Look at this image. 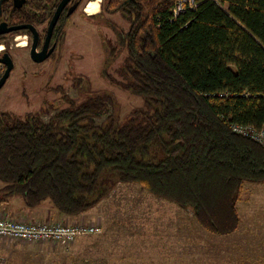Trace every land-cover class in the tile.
Segmentation results:
<instances>
[{
  "label": "trees",
  "instance_id": "obj_1",
  "mask_svg": "<svg viewBox=\"0 0 264 264\" xmlns=\"http://www.w3.org/2000/svg\"><path fill=\"white\" fill-rule=\"evenodd\" d=\"M177 1L101 4L129 23L116 31L119 52L126 49L116 76H104L143 106L120 116L113 92L93 91L76 75L77 95L58 87L48 120L41 112L0 114V203L21 196L34 208L48 199L77 215L116 183L135 182L191 211L209 233L237 229L244 184L264 183V147L232 130L264 120V0H198L173 17ZM58 2L0 0V23L41 24ZM89 16L110 24L101 11ZM67 18L60 14L54 37L63 39ZM114 55L107 52L105 67Z\"/></svg>",
  "mask_w": 264,
  "mask_h": 264
},
{
  "label": "rangeland",
  "instance_id": "obj_2",
  "mask_svg": "<svg viewBox=\"0 0 264 264\" xmlns=\"http://www.w3.org/2000/svg\"><path fill=\"white\" fill-rule=\"evenodd\" d=\"M87 1L67 20L65 40L53 57L40 64L29 58L30 40L23 34H10L0 41V51L6 48L14 60V69L0 89V112L22 118L41 112L48 120L56 110L51 104L60 96L58 87L72 97L77 95L68 78L72 68L73 73L88 79L91 90L113 92L120 116L143 106L141 96L115 87L104 76L105 71L116 76L124 59L126 49L119 52L116 31H126L128 21L119 12L104 11L103 0L92 13L100 4L103 18L110 24L101 17H90L92 13L85 11ZM112 50L113 60L105 67L107 52ZM103 119L96 118V122ZM237 208V229L227 235L212 234L198 224L191 211L153 196L138 183L119 182L80 214L41 220L93 225L95 231L77 235L68 243L0 237V264H264V183H245Z\"/></svg>",
  "mask_w": 264,
  "mask_h": 264
},
{
  "label": "built area",
  "instance_id": "obj_3",
  "mask_svg": "<svg viewBox=\"0 0 264 264\" xmlns=\"http://www.w3.org/2000/svg\"><path fill=\"white\" fill-rule=\"evenodd\" d=\"M198 0H178L172 8L176 17L186 8H194ZM232 130L238 134L249 136L264 147V120L258 128L251 125L234 124ZM96 228L93 225H68L62 222L22 221L0 217V237L23 239L29 241L53 239L61 243L70 242L75 236L91 233Z\"/></svg>",
  "mask_w": 264,
  "mask_h": 264
},
{
  "label": "water",
  "instance_id": "obj_4",
  "mask_svg": "<svg viewBox=\"0 0 264 264\" xmlns=\"http://www.w3.org/2000/svg\"><path fill=\"white\" fill-rule=\"evenodd\" d=\"M13 1H14V4L17 6H20L23 3V0H13ZM69 2H70V0H60L59 3L57 4L56 9H55L50 21H49L47 33H46L44 43H43V47L40 51L36 50L37 45H38V41H39V34H38V31L36 30V28L34 27L33 24L20 23V24L8 25L7 22L3 21L0 23V35L8 33V32H12V31H18V30H24V29L31 31L33 39H32V44H31V49H30V56L35 62H41V61L45 60L53 50V47H50L48 49L49 42L51 39V35L53 32V28L56 25V22L60 16V13L62 12L63 8ZM73 8L74 7H71L70 11ZM0 62L4 63L6 65L5 71L0 77V88H1L3 86V84L5 83L7 77L9 76L10 71L13 68V61L10 58V56L7 53H5L4 57L0 58Z\"/></svg>",
  "mask_w": 264,
  "mask_h": 264
},
{
  "label": "flooded vegetation",
  "instance_id": "obj_5",
  "mask_svg": "<svg viewBox=\"0 0 264 264\" xmlns=\"http://www.w3.org/2000/svg\"><path fill=\"white\" fill-rule=\"evenodd\" d=\"M60 1V0H59ZM83 1V0H82ZM88 2V1H87ZM59 3V2H58ZM57 3V4H58ZM78 5L79 4H75L74 3V1L73 0H70V2L63 8V10H62V12H64V11H66V13L68 14V18H67V20L70 18V16H71V14L74 12V10L78 7ZM86 5V4H85ZM57 6V5H56ZM71 7H74L71 11H70V8ZM55 9H56V7H55ZM55 9H54V11H55ZM54 11H53V13H54ZM61 12V13H62ZM100 12V11H99ZM53 13H52V15H53ZM60 13V14H61ZM98 13V12H97ZM82 16L83 17H85L86 16V14L84 15L83 13H82ZM52 17V16H51ZM51 17L50 18H48L47 20H45L43 23H41V24H33V23H30V24H33L34 25V27L36 28V30L38 31V34H39V41H38V45H37V48H36V50L37 51H40L41 49H42V47H43V43H44V39H45V36H46V33H47V29H48V25H49V21H50V19H51ZM58 21V20H57ZM57 23V22H56ZM14 25V24H13ZM55 27V26H54ZM65 27H66V24L64 25V28H63V30H64V37H63V39H60V38H56V37H54V35H53V33H54V28H53V32H52V35H51V39H50V42H49V46H48V49L50 48V47H53V50H52V52L50 53V55L45 59V60H43V61H41V62H35L32 58H31V56H30V49H31V44H32V39H33V36H32V32L31 31H29V30H27V29H24V30H27V31H29V33L28 34H26V33H23V32H21V30H18V31H12V32H8V33H5V34H2V35H5V37L6 36H8V35H10V34H12V35H17V34H23L24 36H26L27 37V39L29 38V43H27L28 44V56H29V58L31 59V61L34 63V64H40V63H42V62H44V61H46V60H48V59H50V58H52L53 57V55H54V53L56 52V50L58 49V47L64 42V40H65V35H66V29H65ZM6 49V48H5ZM3 50V51H0V58H2V57H4V54L5 53H7L9 56H10V58L12 59V61H13V68H12V70L10 71V74H11V72L13 71V69H14V60H13V58H12V56L10 55V53L7 51V50ZM0 66H1V68H2V73H1V75L4 73V71H5V69H6V65L4 64V63H2V62H0ZM72 70H73V72H75L74 71V69L72 68ZM69 73L68 74V78H69V80L72 82V79L76 76V75H80V74H77V73ZM10 74H9V76L7 77V79L10 77ZM1 77V76H0ZM7 79H6V81H7ZM5 81V82H6ZM5 84V83H4ZM3 84V85H4ZM2 88V87H1ZM0 88V89H1ZM1 113H10V112H8V111H5V112H0V114Z\"/></svg>",
  "mask_w": 264,
  "mask_h": 264
},
{
  "label": "crops",
  "instance_id": "obj_6",
  "mask_svg": "<svg viewBox=\"0 0 264 264\" xmlns=\"http://www.w3.org/2000/svg\"><path fill=\"white\" fill-rule=\"evenodd\" d=\"M99 11H100V4L97 12ZM0 214L11 216L22 221H39V220L41 221L50 218H58L64 216L63 214L59 213L52 206L51 203L46 202L45 200L34 208H28L24 205L21 196H13L9 198L6 202H1Z\"/></svg>",
  "mask_w": 264,
  "mask_h": 264
},
{
  "label": "bare ground",
  "instance_id": "obj_7",
  "mask_svg": "<svg viewBox=\"0 0 264 264\" xmlns=\"http://www.w3.org/2000/svg\"><path fill=\"white\" fill-rule=\"evenodd\" d=\"M99 1L100 0H89V2L86 4L85 11L89 13L95 11Z\"/></svg>",
  "mask_w": 264,
  "mask_h": 264
}]
</instances>
